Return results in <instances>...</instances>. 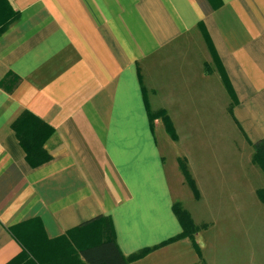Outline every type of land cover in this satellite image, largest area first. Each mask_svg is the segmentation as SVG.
<instances>
[{
    "label": "crops",
    "instance_id": "crops-1",
    "mask_svg": "<svg viewBox=\"0 0 264 264\" xmlns=\"http://www.w3.org/2000/svg\"><path fill=\"white\" fill-rule=\"evenodd\" d=\"M7 2L16 17L0 35V264L22 251L13 228L53 239L99 215L126 257L152 248L129 264H160L190 239L153 249L183 227L149 106L194 120L227 102L244 136L264 140V0ZM25 110L52 128L37 166L12 127Z\"/></svg>",
    "mask_w": 264,
    "mask_h": 264
},
{
    "label": "rangeland",
    "instance_id": "rangeland-1",
    "mask_svg": "<svg viewBox=\"0 0 264 264\" xmlns=\"http://www.w3.org/2000/svg\"><path fill=\"white\" fill-rule=\"evenodd\" d=\"M230 105L209 117L202 110L194 120H173L160 100L149 106L159 118L154 121L175 203L195 229L190 247L186 242L163 251L160 264H264V169Z\"/></svg>",
    "mask_w": 264,
    "mask_h": 264
},
{
    "label": "trees",
    "instance_id": "trees-1",
    "mask_svg": "<svg viewBox=\"0 0 264 264\" xmlns=\"http://www.w3.org/2000/svg\"><path fill=\"white\" fill-rule=\"evenodd\" d=\"M15 17L16 12L7 0H0V35L9 28ZM12 127L26 151L28 161L33 166L40 165L50 158V154L44 148V143L51 134L52 128L46 122L25 110L13 122ZM252 146L254 160L264 169V140L252 142ZM183 168L188 177L190 175L188 168ZM260 196L264 200V189L260 190ZM173 209L182 224L183 231L175 237L164 240L153 249L176 239L192 237L195 229H192L194 224L189 214L181 209L179 203H174ZM187 227L190 228L189 231ZM83 228H88L90 231L83 232L78 238L75 234ZM11 231L19 240L22 251L7 264H129L130 260L140 258L152 249L146 248L126 257L118 245L110 217L104 215L84 222L77 228L53 239H47L41 235V240L37 228L32 232L33 242L31 234L28 241L23 240L14 228Z\"/></svg>",
    "mask_w": 264,
    "mask_h": 264
}]
</instances>
